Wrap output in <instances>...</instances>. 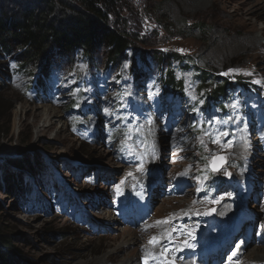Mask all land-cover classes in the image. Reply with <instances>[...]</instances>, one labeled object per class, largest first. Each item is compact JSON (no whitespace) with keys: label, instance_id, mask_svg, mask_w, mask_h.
Listing matches in <instances>:
<instances>
[{"label":"rangeland","instance_id":"374dc122","mask_svg":"<svg viewBox=\"0 0 264 264\" xmlns=\"http://www.w3.org/2000/svg\"><path fill=\"white\" fill-rule=\"evenodd\" d=\"M125 1L128 30L145 40L139 47L180 51L215 76L243 77L254 91L228 98L222 119L192 70L178 68L185 95L174 99L156 82V70L141 64L135 78L129 59L109 68L101 48L96 67L79 54L75 68L46 80L44 97L28 90V77L3 76L0 96L13 105V118L11 133L0 136V164L39 156L48 172L38 181L24 170L31 188L24 203L0 189V227L36 264H182L200 255L207 230H225L229 223L217 213L226 203L238 205L228 221L234 227L241 220L246 238L252 225L243 214L256 233L264 228V0L197 8L187 0ZM36 3L0 0V10ZM162 14L171 33L159 24ZM111 129L127 132L113 138ZM235 240L230 256L242 243ZM255 245L242 246L245 260L257 257L250 254Z\"/></svg>","mask_w":264,"mask_h":264},{"label":"trees","instance_id":"16d2710c","mask_svg":"<svg viewBox=\"0 0 264 264\" xmlns=\"http://www.w3.org/2000/svg\"><path fill=\"white\" fill-rule=\"evenodd\" d=\"M36 2L22 10L10 6L5 8L6 12L0 10V87L5 83L3 76L21 75L28 77L25 86L29 91L44 97L48 93L46 80L52 82L56 75H63L69 68H75L81 58L79 54L90 61L93 68L96 67L94 56L101 48L105 52L109 68L116 64L123 65L129 59L135 78L143 73L141 64L156 70V82H159L165 94L174 96V99L185 95L184 78L178 76V68L192 70L195 85L203 94L206 93V103L208 106L219 105L222 117L228 98H241L246 92L254 91L243 77L232 80L229 77L215 76L200 68L189 55L180 51L155 50L151 54L146 48L139 47L138 44H144L145 40L138 32L128 30L127 18L123 15L125 0ZM168 20L162 14L159 24L162 29L171 33L173 25ZM197 26L204 27L202 24ZM77 105L76 102L72 103L68 112H73ZM12 109L13 105H7V101L1 100L0 96V136L4 134L7 137L12 131ZM71 117H75L74 113ZM75 121L79 122V119ZM80 127L81 123H70L73 132L82 133ZM126 132L125 129H111V136L116 138L126 135ZM7 161L6 164H0V189L5 194L17 197L20 204L24 203L31 190L28 184L30 180L25 178L24 170L32 171L38 181H43L44 176L41 179L38 174L48 172V166L46 167L43 157L39 156L33 159L10 158ZM12 241L11 234L0 227V264H36L24 257Z\"/></svg>","mask_w":264,"mask_h":264},{"label":"bare ground","instance_id":"6f19581e","mask_svg":"<svg viewBox=\"0 0 264 264\" xmlns=\"http://www.w3.org/2000/svg\"><path fill=\"white\" fill-rule=\"evenodd\" d=\"M187 2H188V4L190 3L192 7L194 6L195 8H197V7L205 6V4H209L208 2H210L212 4V2H219V0H187ZM251 32H253V31H251ZM263 33L264 32L262 30V34ZM248 34H249V32H248ZM251 43H253V45L255 43L257 44L258 38L256 36H254L251 40ZM236 149H239L238 152H241V151L245 150V147H238ZM215 203H217V202H215ZM237 206H238L237 204H234V206L232 207L231 205L226 203L225 205L220 206L218 208L217 214L219 215V217H223L225 223H229V224L226 226L225 230L223 227L222 228L223 230L221 232H219L218 234H215L211 230H207L205 233V237L203 239L205 245L202 248L201 247L198 248L200 255H197L196 257L195 256L194 257L193 256H186V258L183 260L182 264H212V262H216L217 264H238L237 260L241 261V262H245V263L248 262V264H264V262H262V261H264V244L261 243V242H264V228H262L261 231L256 233L257 228H256V225L254 224V220H253V222L252 221L248 222L249 218H251V217L248 216L247 214H245V215L243 214L242 219L246 218L245 220H247V222L245 221V225H252V228H251L252 235L250 237L246 238V236H245L246 233H245V229H244L245 226H243L241 220L236 219L235 225H234V227H232V223H230L228 220H229V217L230 218L232 217V214L237 209ZM127 211H130L129 207H128ZM115 213H116V211H115ZM235 216H237V215L235 214ZM214 221L216 222V220H214ZM237 221H238V225L236 224ZM256 221H257V219H256ZM128 231L131 232V230L126 229L124 233H126ZM244 237H245V239H243ZM235 238L242 241V243L239 244L238 250L235 251L230 256L228 254L230 252L229 250L232 249L231 246H233V244L236 245L235 244V241H236ZM159 241H161L160 238H159ZM150 242H151V245L154 244L153 241H150ZM248 243H257V245L254 246L252 251H250V254H252V256H257V257L256 258L255 257L250 258V261L245 260L243 258V254H242V250L244 249V248H242V246L247 245ZM215 250H218L217 256L215 254ZM206 251H207V256L202 257L201 255H205ZM179 259H181V258H179ZM252 261H256V262H252Z\"/></svg>","mask_w":264,"mask_h":264},{"label":"water","instance_id":"95a60500","mask_svg":"<svg viewBox=\"0 0 264 264\" xmlns=\"http://www.w3.org/2000/svg\"><path fill=\"white\" fill-rule=\"evenodd\" d=\"M223 156H219L215 161H214V163L213 164H211V169L212 170H217V169H219L220 167H221V165H222V163H223Z\"/></svg>","mask_w":264,"mask_h":264},{"label":"snow or ice","instance_id":"6c2138e0","mask_svg":"<svg viewBox=\"0 0 264 264\" xmlns=\"http://www.w3.org/2000/svg\"><path fill=\"white\" fill-rule=\"evenodd\" d=\"M234 71V70H233ZM257 83H259V81H257ZM234 107L236 106V105H233ZM224 135H227V133H224ZM215 142H217V143H219V141H215ZM157 223H166V221H164V222H160V221H158ZM190 246V245H189Z\"/></svg>","mask_w":264,"mask_h":264}]
</instances>
